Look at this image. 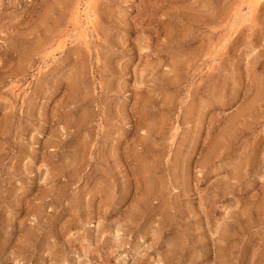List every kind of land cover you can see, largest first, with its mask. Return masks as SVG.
<instances>
[{
  "label": "rangeland",
  "instance_id": "rangeland-1",
  "mask_svg": "<svg viewBox=\"0 0 264 264\" xmlns=\"http://www.w3.org/2000/svg\"><path fill=\"white\" fill-rule=\"evenodd\" d=\"M0 264H264V0H0Z\"/></svg>",
  "mask_w": 264,
  "mask_h": 264
}]
</instances>
